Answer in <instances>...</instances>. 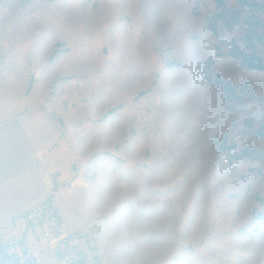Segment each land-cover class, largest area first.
Segmentation results:
<instances>
[{"label": "rangeland", "instance_id": "1", "mask_svg": "<svg viewBox=\"0 0 264 264\" xmlns=\"http://www.w3.org/2000/svg\"><path fill=\"white\" fill-rule=\"evenodd\" d=\"M225 2L241 14L215 36L213 0L11 2L0 21V102L13 110L0 124L10 132L0 216L39 201L46 171L73 184L54 193L68 229L100 224L106 264H264V73L225 56L232 43L248 51L264 0ZM209 59L244 87L231 109L205 80ZM243 149L258 157L232 161Z\"/></svg>", "mask_w": 264, "mask_h": 264}, {"label": "built area", "instance_id": "2", "mask_svg": "<svg viewBox=\"0 0 264 264\" xmlns=\"http://www.w3.org/2000/svg\"><path fill=\"white\" fill-rule=\"evenodd\" d=\"M14 1L0 0V21ZM72 188V183L43 172L41 199L0 219V264H106L97 241L100 224L71 231L54 200L56 191Z\"/></svg>", "mask_w": 264, "mask_h": 264}, {"label": "trees", "instance_id": "3", "mask_svg": "<svg viewBox=\"0 0 264 264\" xmlns=\"http://www.w3.org/2000/svg\"><path fill=\"white\" fill-rule=\"evenodd\" d=\"M238 7L247 6L250 0H234ZM215 4V8L218 10L213 17L207 22L208 31L215 36L217 33V24L222 23L227 29H231L233 25H235L240 17V10L237 9H229L226 8L225 0H213ZM257 30L261 31V35H264V24L260 22H255V28L252 32L247 31L244 34L243 40L246 43L247 52L241 50L236 44L232 43L230 49L225 54V56L230 57L236 60L239 64V67L249 71H257L264 73V56L261 57L256 54L252 47V41L254 39L260 40L262 36L257 34ZM215 56H223L222 53L218 51V47L215 48ZM213 65L211 59H209L204 68V77L208 84L220 88L222 93L225 96V100L227 103V109H231L229 102H241L243 101V90L244 87L240 88L239 91L227 80L222 79L217 74H212L210 69ZM242 94V95H240ZM256 135L260 137H264V134L258 130ZM220 149H223V144ZM257 151L255 150H247L243 149L238 154L232 156V161H240L243 159H255L257 158Z\"/></svg>", "mask_w": 264, "mask_h": 264}, {"label": "crops", "instance_id": "4", "mask_svg": "<svg viewBox=\"0 0 264 264\" xmlns=\"http://www.w3.org/2000/svg\"><path fill=\"white\" fill-rule=\"evenodd\" d=\"M9 13V12H8ZM7 13V14H8ZM6 14V15H7ZM5 15V16H6ZM4 16V17H5ZM12 111L13 110H11V104L9 103V102H0V124H4V123H7L8 122V120L12 117L11 115H12ZM3 133H10L7 129H5L3 132H0V135H2ZM11 134H14V133H11ZM17 135V134H16ZM36 137H38V136H36ZM16 139V138H15ZM14 139V140H15ZM40 139V138H39ZM15 145H16V142L14 141V144H13V146H12V148H11V150H10V153L12 154V155H14V156H18V155H16V154H14V152H13V150H14V147H15ZM19 158H20V156H18ZM21 159V158H20ZM24 161V160H23ZM25 164V163H24ZM27 168V167H26ZM46 172V171H45ZM51 173V172H50ZM42 175H43V172L42 173H40L39 174V181H38V183H39V187H40V183H41V186H42ZM58 177V176H57ZM59 178V177H58ZM23 211V210H22ZM19 212H21V211H19ZM19 212H16V213H14V214H17V213H19ZM14 214H10V215H7V216H0V219L1 218H6V217H9V216H12V215H14Z\"/></svg>", "mask_w": 264, "mask_h": 264}]
</instances>
